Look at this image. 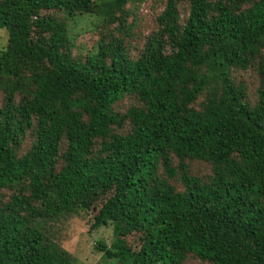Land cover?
Instances as JSON below:
<instances>
[{
    "label": "trees",
    "instance_id": "1",
    "mask_svg": "<svg viewBox=\"0 0 264 264\" xmlns=\"http://www.w3.org/2000/svg\"><path fill=\"white\" fill-rule=\"evenodd\" d=\"M134 1L0 0V264H76L46 226L93 209L113 264H264V0H167L138 59L106 31L74 55L68 21L124 29Z\"/></svg>",
    "mask_w": 264,
    "mask_h": 264
},
{
    "label": "rangeland",
    "instance_id": "2",
    "mask_svg": "<svg viewBox=\"0 0 264 264\" xmlns=\"http://www.w3.org/2000/svg\"><path fill=\"white\" fill-rule=\"evenodd\" d=\"M167 0H136L127 4L128 10L126 28L120 29L119 23L111 25L100 21L98 18L79 17L70 20L69 30L73 41V53L85 59L93 52L102 38V32L111 33L124 40L127 51L132 59H138L143 50L148 37L158 28L157 18L165 10ZM188 4L180 6L182 20L188 16ZM44 15L54 14L61 17V13L45 11ZM37 35V34H36ZM39 36V35H38ZM9 33L5 29H0V53L8 45ZM237 83L242 84L247 91L248 100L255 104L258 101V90L261 85L260 75L256 67L248 70H238L234 72ZM4 92L0 89V107L4 102ZM204 98L199 100L201 103ZM138 107L139 102L131 96H125L116 105V112L121 116L125 115L131 107ZM122 129H117V133L126 134L130 130V122L124 116ZM32 143V138L28 137L22 145V151L27 152ZM196 175L206 178L211 174L208 164L196 162L193 164ZM94 209L90 212H82L71 218L55 220L46 226V237L48 242L55 243L64 251L69 252L76 264H113L103 257V253L96 250L99 243H105L111 247L115 242L114 226L107 225L98 230L91 231L93 223ZM128 242L137 245V238L130 236ZM186 264H200L194 259H189Z\"/></svg>",
    "mask_w": 264,
    "mask_h": 264
}]
</instances>
